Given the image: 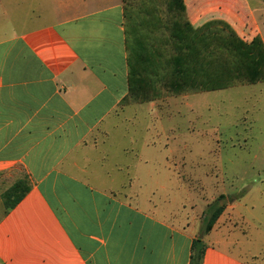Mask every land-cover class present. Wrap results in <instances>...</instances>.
I'll return each instance as SVG.
<instances>
[{
    "label": "crops",
    "instance_id": "crops-1",
    "mask_svg": "<svg viewBox=\"0 0 264 264\" xmlns=\"http://www.w3.org/2000/svg\"><path fill=\"white\" fill-rule=\"evenodd\" d=\"M185 4L196 28L218 20L244 50L264 51V0ZM128 76L123 0H0L1 264L191 263L200 234L181 175L146 171L148 127H134L145 133L135 143L133 127H117L143 103L122 104ZM20 180L29 190L8 209ZM157 181H176L175 193ZM228 208L202 264H264L238 253Z\"/></svg>",
    "mask_w": 264,
    "mask_h": 264
},
{
    "label": "rangeland",
    "instance_id": "rangeland-1",
    "mask_svg": "<svg viewBox=\"0 0 264 264\" xmlns=\"http://www.w3.org/2000/svg\"><path fill=\"white\" fill-rule=\"evenodd\" d=\"M118 124L133 127V143L134 137L145 134L134 127H148L149 142L155 143L146 149V171L181 175L178 184L187 189L199 234L204 229L201 212L223 194L222 204L234 207L228 213L238 224V253L263 263L264 82L166 93L155 106L150 102L127 106ZM157 183L175 193L176 181ZM155 195L157 199L162 195L158 186ZM3 214L0 209V218Z\"/></svg>",
    "mask_w": 264,
    "mask_h": 264
},
{
    "label": "trees",
    "instance_id": "trees-1",
    "mask_svg": "<svg viewBox=\"0 0 264 264\" xmlns=\"http://www.w3.org/2000/svg\"><path fill=\"white\" fill-rule=\"evenodd\" d=\"M129 94L122 104L150 102L166 93L210 91L264 82V51L244 50L220 21L196 28L185 0H123ZM29 190L17 181L4 195L13 208ZM224 195L209 204L204 229L192 243L191 263L202 264L205 234L225 209Z\"/></svg>",
    "mask_w": 264,
    "mask_h": 264
}]
</instances>
